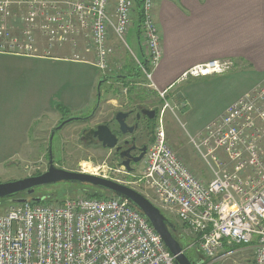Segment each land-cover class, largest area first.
<instances>
[{"label":"built area","instance_id":"1","mask_svg":"<svg viewBox=\"0 0 264 264\" xmlns=\"http://www.w3.org/2000/svg\"><path fill=\"white\" fill-rule=\"evenodd\" d=\"M111 1L0 0V53L34 55L40 40L46 54L65 45L76 50L79 40L87 38L93 65L104 73L114 55L110 37L126 49L134 9V0ZM153 7L154 0H142L138 32L151 67L141 71L149 80L161 57ZM73 58L82 59L77 53ZM233 67L230 61L211 60L192 66L182 78L222 74ZM158 94L163 105L154 140L142 171L127 184L189 230L196 263L251 252L240 264H264V81L195 134L186 132L208 180L195 175L169 145L164 112L177 107H170L165 91ZM0 264L176 262L146 217L127 201L78 196L60 204L27 200L0 214Z\"/></svg>","mask_w":264,"mask_h":264},{"label":"crops","instance_id":"2","mask_svg":"<svg viewBox=\"0 0 264 264\" xmlns=\"http://www.w3.org/2000/svg\"><path fill=\"white\" fill-rule=\"evenodd\" d=\"M111 2L113 5L114 1ZM152 12L159 29L161 57L152 69L150 86L156 92L165 91L173 100L179 97L177 108L193 106L189 93L198 90L189 88L181 93L175 89L183 73L192 66L225 60L242 72L249 71V82L222 103L204 126L264 78V0H154ZM131 18L130 28L135 27V34H129V42L141 52L135 12ZM82 40L75 52L65 45L46 54L40 40L34 55L0 53V168L39 156L44 132L51 131L61 120L88 118L89 112L84 111L91 102L93 106L96 104L101 83L99 88L92 84L86 90L85 100L72 107L79 96L77 65L95 67L92 46L89 43L86 47ZM110 43L120 46L112 35ZM90 48L91 51H85ZM76 53L81 60L73 58ZM214 75L221 74L211 76ZM89 80L92 83L94 76ZM197 93L204 97L205 92ZM200 171V175L207 172ZM177 224L181 228L179 221ZM191 242L192 239L187 244Z\"/></svg>","mask_w":264,"mask_h":264},{"label":"rangeland","instance_id":"3","mask_svg":"<svg viewBox=\"0 0 264 264\" xmlns=\"http://www.w3.org/2000/svg\"><path fill=\"white\" fill-rule=\"evenodd\" d=\"M129 34H135V27L129 28L128 33L126 35L125 41L127 43V50L122 45L116 47L113 46L114 55L110 59V66L106 72L102 73L100 69L92 66L77 65V91L79 96L77 101L72 104V107L79 106L85 100L84 95L86 93V90L90 87L92 88V84L93 87H97L98 83L100 82L99 80H101L100 75H104L107 78H105V80L101 82L102 86L99 89L101 99L98 103L96 102V104L94 105L98 106V109H96V114L93 119L87 122L86 124L81 121L70 122L69 124L65 125L61 131L58 132V137L54 139V146L52 147V156L54 158V164L57 167L72 171L94 173L98 176H103L125 184H127L128 181L133 179V172L138 173L142 171L144 165L142 161L140 163L132 165L134 169L132 173L127 172L123 166L119 165V158L114 153L113 148H85L81 145L80 140L78 139L80 130L88 125L105 123L111 128L115 129L116 124L113 117L118 111H126L131 107L135 108L137 106H141L155 107L157 108L158 114L160 112V109L163 105V99L159 96L158 92H156L150 86V80L148 79V77H146V75L142 72L136 73L134 76L130 75V73L134 74V72L137 71L133 69L138 65L136 59L139 60V62L142 61V58L144 56V46H142V42L140 40L141 52H139L138 49H135V47H133L129 42ZM83 39L84 40H80H82L86 47H88L90 41L87 38ZM119 44L121 43L119 42ZM118 48L121 49L118 50ZM85 51L89 52L91 51V48L89 51ZM120 56L121 58H119ZM241 70L242 69L239 67H234L222 73L221 75H210L208 77L189 76L187 78L181 79V81H178L175 86V89L178 92L180 91L181 93H184L189 88L198 90L197 92H199V90L201 93L205 92L204 97H199V93L197 92H190V98L188 99L193 101V106H190L188 108L185 107L181 109H175L174 107L178 105L177 101H179L180 98L177 97L173 100L169 95L165 96V99L169 103L170 107L174 108V111H172L170 108H167L164 112V130L166 133L167 141L169 145L173 148V150L176 152L179 159L183 161L189 167V169L193 171L195 175L204 180H208L210 179V177L203 173L202 175H200L201 169L203 171H207V169L199 159L195 150L188 143L186 132L194 134L195 131L202 128L205 124V121H207L209 117L213 116L214 111L218 109V107H220L222 103L228 100L231 95L236 94L239 87H242L249 82L250 74L247 75L249 71L246 72L245 69L242 72ZM91 75L94 76V81L92 83L89 80V77ZM123 75H127L130 78V82L128 83V85L126 83L127 81H121V77ZM263 81L264 78L258 82ZM258 82L257 84H259ZM187 85L189 87H186ZM70 89L71 87H69L68 90ZM95 91L97 92V90ZM209 94L211 95V98H207ZM94 101L95 97L93 96V102ZM92 106L93 105L91 102L90 106L86 111H84V113L86 114L89 112L88 115L90 113L92 114L94 110H92ZM63 115L65 116L67 115V113L64 112ZM157 120L158 116L155 119L153 131L149 136L147 148L154 140ZM183 125L185 129L183 128ZM49 131L50 130H46L44 132V139H42V145L39 146L41 148V154L39 156L34 159L31 156V159L28 161H16L15 165L12 164L10 167L0 168V183L14 181L31 175H37L46 170L48 149L47 143ZM141 134L142 132L140 129L137 132L138 139L141 138ZM36 146L38 147V145ZM34 155L35 154H33V156ZM195 166L199 169L195 170ZM78 184L80 185H77V183L70 184L67 182H59L55 184L44 185L36 188L32 197L42 198V202L60 204L67 198H75L78 196H90L91 193L99 191V189L95 186L84 183ZM10 206V202H0V214L6 212V210ZM167 217L175 225H178L177 222L179 220L175 215H170ZM184 229L185 230L183 231L180 230L175 232L179 236L181 244L185 245L184 248L188 253L187 256H189V258L194 261L197 257L196 246H186L187 242L189 243L192 239V236L188 229ZM183 236L185 238H183ZM248 253H236L233 255H229L224 260L218 259L212 263H245V258H249L246 257Z\"/></svg>","mask_w":264,"mask_h":264},{"label":"water","instance_id":"4","mask_svg":"<svg viewBox=\"0 0 264 264\" xmlns=\"http://www.w3.org/2000/svg\"><path fill=\"white\" fill-rule=\"evenodd\" d=\"M103 81L100 80L99 84ZM98 84V88H99ZM100 100V92L97 94V103ZM142 113H153V110L144 108L141 110ZM129 115V112L118 111L114 119L117 121L119 126V131L121 134L133 133L137 125H129L126 122V118ZM79 117H73L77 119ZM71 118L66 119L69 121ZM63 121V123L65 122ZM62 123V124H63ZM53 129L51 137L54 135L56 129L60 128L61 125ZM85 139H94V143L98 141L102 147L113 148L116 152H119L120 162L126 171H132L133 167L130 165V162L139 163L142 161L145 152V146L141 147L140 154L137 156H130L129 152L135 148L131 146L126 150H121V146L118 145V137L113 133L111 128L105 124L100 123L96 128H87L82 131ZM51 152V151H50ZM59 182H69V183H84L95 186L102 190L112 193L114 196L119 197L127 201L130 205L136 208L141 212L149 223L153 226L157 234L163 240L168 251L174 256L176 264H194L193 261L187 256L185 248L181 245L179 240L174 237L176 231L175 224L170 221L149 199H147L142 193L138 190L115 180L109 178L98 176L89 172L83 171H72L57 167L53 163V159L49 157V164L46 170L37 175H31L23 177L14 181L1 182L0 183V199L12 198V202L18 204L23 203L29 200L32 197L36 188L55 184ZM25 193V197H17L18 195ZM34 202H40L43 200L39 197L30 198ZM195 264H201L200 261Z\"/></svg>","mask_w":264,"mask_h":264},{"label":"flooded vegetation","instance_id":"5","mask_svg":"<svg viewBox=\"0 0 264 264\" xmlns=\"http://www.w3.org/2000/svg\"><path fill=\"white\" fill-rule=\"evenodd\" d=\"M144 108H147V109H150V110H153L154 112L153 113H142L141 110L144 109ZM94 109V110H93ZM96 109H98V106H94V108H92L93 112L92 114L88 117V118H82L83 120L81 122H83L84 124H86L87 122H89L90 120L93 119V117L95 116L96 114ZM127 112H129V115L127 116L126 118V122L129 124V125H137V127L134 129V132L133 133H128V134H121L120 131H119V126H118V123L117 121L114 119L115 121V124H116V128L113 129L111 128V130L113 131L114 134L117 135L118 137V145L121 146L120 148V151L121 150H126L128 148H130L131 146H135V148L133 150H131L129 152V155L128 157L130 156H137L140 154V149L141 147L145 146V152H144V156L146 154V150H147V142L149 140V136L151 134V126L153 125V122L154 120L156 119V117L158 116V112H157V108L155 107H141V106H137V107H131L129 109L126 110ZM125 111V112H126ZM114 118V117H113ZM130 119V120H129ZM66 119H63L61 120L54 128H52V130L50 131V134L48 135V149H47V166L49 164V157H50V153H51V157L53 159V163H54V158L52 156V147L54 146V139H56L57 134L59 131L62 130V128L69 124L70 122L69 121H65ZM63 121H65L63 123ZM63 123V124H62ZM60 124L61 127L56 129L55 132H54V135L51 137V133L53 132V129L57 128V126H59ZM98 124H93V125H88L86 127H83L80 132H79V135H78V139L80 140V143L83 147L85 148H106V147H102L101 144L96 141L94 143V139H85L84 136H83V133L82 131L84 129H87V128H96ZM141 129V138L138 139V135H137V132ZM140 140V141H139ZM142 141V142H141ZM109 149V148H108ZM51 151V152H50ZM114 153L118 156L119 158V152H116L114 150ZM144 158V157H143ZM143 160V159H142ZM122 160L119 159V165L120 166H123L120 162ZM140 163V162H139ZM134 164H137V163H133V162H130V165H134ZM46 166V168H47ZM124 167V166H123ZM133 167V166H132ZM126 170V169H125ZM134 170V169H133ZM132 170V171H133ZM132 171H130L132 173ZM129 172V171H127ZM94 174V173H92ZM133 174V178H134V174H137V173H132ZM96 175V174H95ZM133 180V179H132ZM125 184V183H124ZM127 185V184H126ZM129 186V185H128ZM188 254V253H187ZM193 261V260H192ZM193 263L195 264L196 261L194 260ZM202 264H213V263H210L208 261H204V263Z\"/></svg>","mask_w":264,"mask_h":264},{"label":"trees","instance_id":"6","mask_svg":"<svg viewBox=\"0 0 264 264\" xmlns=\"http://www.w3.org/2000/svg\"><path fill=\"white\" fill-rule=\"evenodd\" d=\"M133 12H135V17H136V23H137V29H138V32H139V29H140V26H141V22H142V0H134V9H133ZM141 67H144V68H146V69H148V70H150L151 69V67L147 64V62H146V60H145V58H144V56H143V58H142V61L140 62V64H138L135 68H133V69H135V70H137L136 72H134V74H132V73H130V75L131 76H134L136 73H141L142 71H141ZM105 78H107L106 76H104V75H101V79H103V80H105ZM132 78V77H131ZM124 79V80H123ZM130 78L127 76V75H123L122 77H121V81H127L126 83H127V85H128V83L130 82V80H129ZM101 85L102 84H100V87H101ZM99 91V90H98ZM101 99V98H100ZM61 105H58V107H60ZM83 119L82 118H77V119H73V118H71L70 120H69V122H74V121H82ZM154 125H155V120H154V122H153V125L151 126V133H152V131H153V128H154ZM153 140V139H152ZM67 183H69V182H67ZM70 184H74V183H70ZM76 184V183H75ZM77 185H80V184H78L77 183ZM99 189V191H96V192H94V193H91L90 194V196H95V197H111V196H114L112 193H110V192H108V191H105V190H102V189H100V188H98ZM25 196H27V195H25V193H22V194H20V195H18L17 197H25ZM31 202H33V200H31V199H29ZM41 201H43V200H41ZM0 202H10L11 203V205H14L15 203L14 202H12V198H4V199H0ZM132 206V205H131ZM133 207V206H132ZM134 208V207H133ZM136 209V208H135ZM170 220V219H169ZM171 221V220H170ZM175 227H176V231H180V230H182V228L184 227V225H182L181 226V228H180V226L179 225H175ZM182 236V235H181ZM174 237L177 239V240H179V236L177 235V233L175 232L174 233ZM183 238H185L184 236H183ZM179 242L181 243V241L179 240ZM183 247H185V245H183V244H181ZM186 246H188V245H186ZM187 254V253H186ZM189 257V256H188Z\"/></svg>","mask_w":264,"mask_h":264},{"label":"clouds","instance_id":"7","mask_svg":"<svg viewBox=\"0 0 264 264\" xmlns=\"http://www.w3.org/2000/svg\"><path fill=\"white\" fill-rule=\"evenodd\" d=\"M186 252V251H185ZM187 253V252H186Z\"/></svg>","mask_w":264,"mask_h":264}]
</instances>
